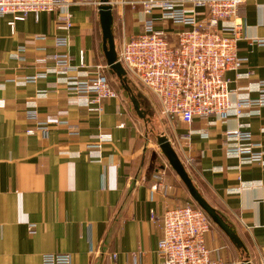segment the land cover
<instances>
[{"label":"crops","instance_id":"obj_1","mask_svg":"<svg viewBox=\"0 0 264 264\" xmlns=\"http://www.w3.org/2000/svg\"><path fill=\"white\" fill-rule=\"evenodd\" d=\"M61 11L31 14L14 26L11 15L0 17V264H42L48 253L69 254L72 264H162L165 209L193 198L161 152L159 135L169 138L199 191L240 237L241 243L231 239L214 222L206 236L213 259L264 264V164L231 157L224 145L229 130L248 125L264 149V105L226 121L161 117L165 129L156 138L147 113L138 115L124 89L116 88L119 96L105 99L100 111L90 110L87 98L75 97L67 84L78 71L65 73L45 57L69 53L77 67L83 55L90 70L104 65L114 75L98 7L72 3ZM66 11L69 30L58 21ZM142 11V5L114 7L117 52L118 35L124 40L143 31ZM239 14L238 54L245 62L226 72L233 103L241 95L259 98L264 81V0H247ZM60 37L68 46L56 45ZM104 134L110 139L101 143ZM160 172L172 187L167 195L152 190Z\"/></svg>","mask_w":264,"mask_h":264},{"label":"built area","instance_id":"obj_2","mask_svg":"<svg viewBox=\"0 0 264 264\" xmlns=\"http://www.w3.org/2000/svg\"><path fill=\"white\" fill-rule=\"evenodd\" d=\"M246 1H110L113 8L120 5L143 6L144 29L122 41L118 61L126 69L128 77L135 78L156 96L165 119L191 123L195 117L215 116L226 121L233 115L242 116L245 109L264 105V81L259 83V98L241 95L233 103L230 80L226 77V72L239 71L245 62L238 54V42L244 30L239 11ZM72 3H94L99 7L101 1L0 0V17L11 15V25L14 26L16 21L31 14L39 17L41 13H56ZM58 21L61 29L69 30L73 26L68 11L59 15ZM169 22L173 29L166 26ZM68 43L67 37L56 39L59 47H66ZM45 59L55 61L65 73L78 71L76 75L68 76L67 84L75 97L87 98L85 105L90 110L100 111L105 99L119 96L110 84L106 66L96 65L90 70L84 64L83 55L80 66H72L69 53L48 54ZM30 115L35 119L38 114L32 111ZM46 128L41 126L43 130ZM71 129V135H76V126H71ZM28 132L34 133V129ZM106 139H110V135H101V143ZM224 145L231 157L264 164V149L254 140L248 125L229 130ZM155 178L153 192L167 195L172 187L165 173L160 172ZM155 218L153 214L152 220ZM160 221L163 237L159 241L158 252L162 264H220L219 260L213 259L206 243L212 221L202 208L191 202L168 205ZM111 258L115 259L116 255ZM42 264H72V260L69 254L48 253L43 256Z\"/></svg>","mask_w":264,"mask_h":264},{"label":"water","instance_id":"obj_3","mask_svg":"<svg viewBox=\"0 0 264 264\" xmlns=\"http://www.w3.org/2000/svg\"><path fill=\"white\" fill-rule=\"evenodd\" d=\"M98 7L100 15V23L103 33V49L107 61L108 68L120 81L123 89L129 94L135 111L142 118L146 116V111L142 108L139 98L134 93L133 88L128 83L127 71L118 61V52L116 49V41L114 34V8L110 4L111 0H100ZM160 150L167 158L169 164L179 175L185 186L190 192L193 200L211 217V219L233 240L241 243L240 237L235 229L227 222V220L219 213V211L203 196L195 185L193 179L188 173L185 165L181 161L178 153L166 135L157 137ZM243 264H249L245 262Z\"/></svg>","mask_w":264,"mask_h":264},{"label":"rangeland","instance_id":"obj_4","mask_svg":"<svg viewBox=\"0 0 264 264\" xmlns=\"http://www.w3.org/2000/svg\"><path fill=\"white\" fill-rule=\"evenodd\" d=\"M120 30H122V27H120ZM122 41H123V38L120 37V35H118L117 47H120V44L122 43ZM109 79H110V84L112 87H114L115 89L117 88L119 91H122L123 87L121 86L120 81L118 80L116 76L111 75ZM128 83L133 88L136 96L141 100L142 108L144 107L147 109L145 111L147 112V115H148V124H149L150 129L152 130L153 137L156 138V136L161 134L160 132H162V130L165 129L164 128L165 125H161L158 121V119H160L161 121V117L164 118L161 113V107H160V103L158 99L148 90H146L142 86V84L138 82L135 78L128 77ZM193 203H195L194 200H193Z\"/></svg>","mask_w":264,"mask_h":264},{"label":"trees","instance_id":"obj_5","mask_svg":"<svg viewBox=\"0 0 264 264\" xmlns=\"http://www.w3.org/2000/svg\"><path fill=\"white\" fill-rule=\"evenodd\" d=\"M124 91V93L125 94H128L125 90H123ZM128 96H129V94H128ZM130 97V96H129ZM196 203V202H195ZM195 203H193V204H195ZM197 204V203H196ZM195 204V205H196ZM196 206H198V207H200L198 204L196 205ZM201 208V207H200ZM219 211V210H218ZM219 213L222 215V213L219 211ZM209 216V215H208ZM223 216V215H222ZM210 217V216H209ZM224 217V216H223ZM210 219H211V217H210ZM211 221H212V225L214 224V221L211 219Z\"/></svg>","mask_w":264,"mask_h":264}]
</instances>
